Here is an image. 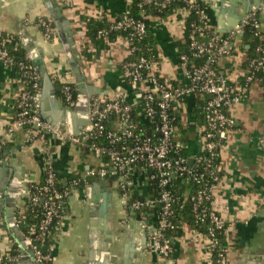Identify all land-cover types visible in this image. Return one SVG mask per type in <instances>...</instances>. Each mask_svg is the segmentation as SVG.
I'll return each mask as SVG.
<instances>
[{"label":"built area","instance_id":"2783aa9c","mask_svg":"<svg viewBox=\"0 0 264 264\" xmlns=\"http://www.w3.org/2000/svg\"><path fill=\"white\" fill-rule=\"evenodd\" d=\"M120 17L111 21L108 31H124L128 54L120 66L127 85L135 90V102L124 96L106 99L103 95L89 98L88 124L77 133L44 120L39 113L38 95L41 89L39 73L30 63H19L28 81L16 101V118L7 128L11 134L23 130L28 139L47 143L54 139L74 145L94 155L100 166L88 167L82 174L70 179L69 185H84L88 179L113 178L123 204L125 217L147 228V248L157 255L161 264H172V234L176 229L175 205L184 198L191 204V215L197 236L205 239L208 264H228V248L218 233L227 231V220L215 207L214 191L222 178V166L217 158L227 133L236 126L230 109L249 93L252 83H264V48L255 46L254 55L235 77L219 70V61L240 50L238 39L250 26L256 36H262L258 8L253 7L229 33L221 34L211 25L210 14L201 0H182L183 7L170 16L169 24L180 36L189 27L188 54H178L184 83L174 84L160 77L158 57L148 48L140 52V42L147 34L146 16L150 11L160 13L168 9L172 0H134L137 13H131V3ZM43 34L49 37L55 30L51 22L37 18ZM107 31H99V35ZM131 56V57H130ZM14 65L7 49L0 45V64ZM64 107L76 104L74 83H60ZM188 97H199L202 114L200 136L202 149L193 156L192 164L185 154L186 143L178 137L174 104ZM90 139L92 141H90ZM216 161V162H215ZM197 183L194 192L175 191V180ZM56 172L47 161L43 180L31 182L22 201L33 213L28 220L25 213L14 217L25 245L33 249L34 259L48 263L53 257L49 251L54 230L63 219V203L71 187L57 186ZM138 184V185H136ZM136 190L140 198L133 197ZM156 210L157 213H149ZM22 211V210H20ZM23 212V211H22ZM155 221L151 222V218ZM2 260V257H0Z\"/></svg>","mask_w":264,"mask_h":264},{"label":"crops","instance_id":"0c3cea01","mask_svg":"<svg viewBox=\"0 0 264 264\" xmlns=\"http://www.w3.org/2000/svg\"><path fill=\"white\" fill-rule=\"evenodd\" d=\"M53 1L59 5L63 17L70 22L75 43L74 58L87 82L105 90L106 94L103 96L106 99L122 95L118 91L123 90L122 96L136 104L137 93L126 84L120 71L121 63L127 55L125 36L117 35L107 48L97 51L94 43L85 34L84 24L89 18L104 19L106 23H110L129 7L130 0ZM201 1L210 14L211 25L215 31L220 7L225 10L224 21L233 20L241 9L232 5L236 0ZM38 17H43L54 25L55 30L49 37L43 34L37 24ZM169 19L160 18L155 13L148 14L147 31L158 57L160 77L168 83L180 84L184 83L177 46L181 36L177 28L170 26ZM258 20L264 40V7L258 10ZM0 33L17 36L31 64L32 55L41 56L54 85L61 82L77 84L65 45L44 0H0ZM82 49L91 53L90 59L81 55ZM244 60V52L237 50L232 56L222 58L218 67L223 74L233 78L241 71ZM25 77L22 69L14 65L0 64V159L12 160L14 153L15 166L20 167L21 163L25 167L24 180L27 181V177L32 178L28 180L29 185L41 180L48 161L56 172L58 183L69 185L70 179L82 174L89 166H100V161L74 145L54 139L43 144L28 139L23 130L7 133V128L16 118V101L26 85ZM59 104L64 106L60 100ZM174 112L177 117L178 137L186 143L185 154L192 159L202 149V114L198 100L188 97L178 101L174 104ZM229 112L234 116L236 126L227 133V139L219 151L222 178L214 191L215 207L221 217L227 220V231L223 235L228 248L227 261L228 264H264V84L252 83L248 95ZM97 180L99 179H88L84 185H69L70 194L63 203V219L54 230L49 248L53 259L48 263L30 259L29 255L22 253L7 227L4 213L0 211V264H89L88 258L92 252L90 213H82L80 201L86 198L85 187ZM103 180L117 189L115 179ZM21 190L22 187L18 189L19 192ZM24 197L25 195L22 201ZM22 201L18 203L14 217L21 210L19 207ZM116 209L114 223L117 229L114 235L119 240L112 247L110 261L120 264L119 257L123 254L124 240L133 239L134 234H125L119 229V224H127V219L131 218L132 221L134 217H125L124 208L123 213H116ZM149 213L157 211L151 210ZM151 219V222L155 221V217ZM102 238L101 234L98 237L99 243ZM172 243V264H208L205 239L196 235L192 225L182 223L180 231L172 235ZM104 253L105 250L100 244L93 251L97 261L105 256ZM141 264H161V260L148 249Z\"/></svg>","mask_w":264,"mask_h":264},{"label":"water","instance_id":"95a60500","mask_svg":"<svg viewBox=\"0 0 264 264\" xmlns=\"http://www.w3.org/2000/svg\"><path fill=\"white\" fill-rule=\"evenodd\" d=\"M222 2V1H221ZM48 12L59 31V37L65 45L66 54L70 67L76 76L77 82V101L74 107H61L58 96L56 94L55 85L46 71L44 60L41 56L35 57L32 55V64L39 73L41 89L38 95L39 113L41 117L57 126L67 127L71 132L77 133L81 128L88 124V103L89 98L95 95L106 94L105 90L87 82L85 76L80 70V65L74 58V47L72 32L70 30V22L62 15L59 5L53 0H44ZM238 6L237 15L231 21L223 20L222 7L219 8V18H217V32L221 34L229 33L244 16L251 12L253 7L261 10L264 7V0H236L233 4ZM237 8V7H236ZM217 15V14H216ZM31 55V54H30ZM122 95L123 90L118 91ZM9 150V149H8ZM16 155L13 153L12 160L5 161L0 159V211L5 215L7 227L15 237L17 245L21 248L24 255H29L30 259L34 258L33 249L25 245L23 236L15 224L14 213L15 209L22 197L26 195L29 185V178H25V167L19 163L20 167L15 166ZM188 164H192V159H189ZM25 182H24V181ZM116 181V180H115ZM21 182V183H20ZM117 185V181H116ZM138 185V184H136ZM22 187L19 192L18 189ZM86 198L81 199L80 209L82 213H90V252L89 264H113L111 260V250L113 245L118 242L119 238L114 235L117 229L113 217L116 209L114 196L118 193V189L107 185L103 179L92 182L90 186L85 187ZM116 213H123V208L116 209ZM146 221L144 225H148ZM138 220H132L127 224H119V229L125 234H134L133 239L126 238L124 240L123 254L119 257L120 264H141V261L148 250L147 248V228ZM102 234V242L99 243L98 237ZM100 246L105 250V256L97 261L93 251ZM113 255L114 252H113ZM117 258V257H116Z\"/></svg>","mask_w":264,"mask_h":264},{"label":"trees","instance_id":"16d2710c","mask_svg":"<svg viewBox=\"0 0 264 264\" xmlns=\"http://www.w3.org/2000/svg\"><path fill=\"white\" fill-rule=\"evenodd\" d=\"M183 6L184 5L182 3V0H172V3L170 4L168 9H165L164 11H162L160 13H156L155 11H150V14L155 13L160 18L168 19V18H170V16L175 14L176 9H178L179 7H183ZM131 11H132L131 13H137V10H136L135 4H134V0L131 3ZM84 24L86 27L85 34L94 43V46L96 47L97 51H100V49L107 48L109 43L112 42L117 35L126 36V33L124 31H108L109 23H106L104 21V19L102 20V19L89 18L85 21ZM51 25H52V27L54 26L52 23H51ZM99 31H107V32L104 35H99L98 34ZM188 33H189V27H187L185 29L184 34H182L180 40L177 41V46H178L179 52L188 54V57L191 61L193 59V57H192V55L188 49V44H189ZM237 42H238L237 45H239V49L242 50L245 54L244 65L246 63V59L248 57H251L254 55L256 45L260 44L264 48V40L262 39V36L261 37L256 36L254 34L253 28L250 26L245 27L243 35L241 37H239ZM0 45L7 49L9 55L12 57V59L14 61L15 67L21 69L19 67L20 62L24 63V64H28V63L30 64V61L28 60V58L26 56L25 49L21 46L20 41H19L17 36L0 33ZM139 45H141L140 46V52L141 53L147 55L148 54L147 49L149 48L151 50V52L153 51L156 54L154 43H153L151 37L149 36L148 31H147L146 37L140 42ZM81 55L86 57L87 59L91 58V53L86 49H82ZM200 60L205 61V58H200V59H196V60L193 59L192 61L197 63V62H200ZM24 79H25V83L28 85V88H29L30 82L28 81L27 77H25ZM55 85H56L55 88L57 90V95L61 99V93H60V86L61 85L60 84H55ZM76 98H77V92L75 91L73 94V99L76 100ZM195 98H196V100H198V103H199V97H195ZM90 141H92V140L90 139ZM217 161H219V156L217 158ZM44 177H45V171L42 174L41 180H43ZM57 186L60 189H64L65 187L68 186V183L67 184H59L58 183ZM199 187H200V185H198L197 183H195V184H193L192 182L187 183L186 181H184L182 179H176L175 180V186H174L175 191L180 195H182L184 193V191H188L189 193L194 192ZM133 197L140 198V195L136 190H134ZM21 210L23 212L17 211V214L18 213H25V217L28 220H30L32 218L31 213H33V212L31 211V209L29 210V208H27L25 205H22ZM191 213H192V211H191L190 202L184 201V198L181 199V201H179L175 205V214H176L175 223H176L177 227H176L174 232H170L169 234L173 235L177 231H180V226L182 225V223H188V224L192 225L193 228H195V227L200 228L194 223ZM218 235H219V237H221V239H223L222 233L219 232Z\"/></svg>","mask_w":264,"mask_h":264},{"label":"rangeland","instance_id":"374dc122","mask_svg":"<svg viewBox=\"0 0 264 264\" xmlns=\"http://www.w3.org/2000/svg\"><path fill=\"white\" fill-rule=\"evenodd\" d=\"M127 54H128V51H127ZM127 56V55H126ZM114 203H115V205H116V207H118V209L120 208V206L122 207V208H124L123 207V204H122V202H121V198H120V196L118 195V194H116L115 196H114Z\"/></svg>","mask_w":264,"mask_h":264},{"label":"flooded vegetation","instance_id":"af4514ba","mask_svg":"<svg viewBox=\"0 0 264 264\" xmlns=\"http://www.w3.org/2000/svg\"><path fill=\"white\" fill-rule=\"evenodd\" d=\"M113 214H114V213H113ZM113 220H114V217H113ZM129 221H131V218H128L127 221H126V223L129 222ZM124 223H125V222H124Z\"/></svg>","mask_w":264,"mask_h":264}]
</instances>
